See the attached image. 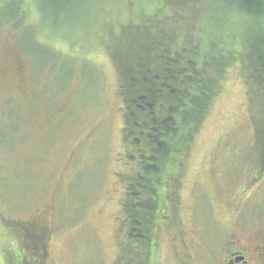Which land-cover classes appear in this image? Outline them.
<instances>
[{
    "label": "rangeland",
    "instance_id": "rangeland-1",
    "mask_svg": "<svg viewBox=\"0 0 264 264\" xmlns=\"http://www.w3.org/2000/svg\"><path fill=\"white\" fill-rule=\"evenodd\" d=\"M41 5L42 20L30 5L32 13L18 27L3 24L11 6L0 11V264H24L25 255L33 256L24 225L50 230L40 240L46 257L39 261L37 250L32 264H123L119 182L127 143L139 136L123 132L119 66L130 59L145 63L157 51L156 62H167L164 39L186 55L181 67L205 69L206 81L215 84L183 167L189 229L197 226L203 195L212 199V218L241 195L244 216L253 227L264 226V104L251 108L246 81L254 72L250 59H264V45L236 0ZM163 10L169 17L158 18ZM156 20L159 36L147 34L151 47L137 53L141 40L127 30L153 29ZM200 49L206 67L195 58Z\"/></svg>",
    "mask_w": 264,
    "mask_h": 264
},
{
    "label": "flooded vegetation",
    "instance_id": "flooded-vegetation-1",
    "mask_svg": "<svg viewBox=\"0 0 264 264\" xmlns=\"http://www.w3.org/2000/svg\"><path fill=\"white\" fill-rule=\"evenodd\" d=\"M174 53L168 51V61L162 58L157 63L161 56L157 51L146 57L144 69L127 68L130 79L125 84L121 80L123 132L139 136L133 138L134 145L127 143L129 154L125 151V173L119 182L124 193L123 220L117 218L126 244L123 264H264V226L253 227L244 216L241 195L225 214L214 212L213 218L212 199L203 195L196 228L189 229L186 223L182 198L186 160L177 158L180 147L173 138L179 139L183 128L179 82L189 70L180 66ZM28 230L39 233L33 225ZM40 233L45 237L50 230ZM41 246L39 261L46 257L45 245Z\"/></svg>",
    "mask_w": 264,
    "mask_h": 264
},
{
    "label": "trees",
    "instance_id": "trees-1",
    "mask_svg": "<svg viewBox=\"0 0 264 264\" xmlns=\"http://www.w3.org/2000/svg\"><path fill=\"white\" fill-rule=\"evenodd\" d=\"M44 0H0V11L2 10L3 7L5 6H11L13 8V12L12 15L10 17H5L3 19V24L5 23H12L18 27L25 18H27L28 14L32 13L31 10V6L30 5H34L35 9H36V13L38 15V20H42L46 14L45 10H46V5L42 7L41 3H43ZM237 1V8L238 10L244 12L247 16H250L252 19H254V23L255 24V31H257L256 34H258L257 36V42L259 45H264V0H236ZM171 6V5H169ZM175 7V6H174ZM177 7V5H176ZM170 9V8H169ZM173 9V8H172ZM159 11H157V13H159ZM166 14V12L163 10V14L160 13V15L158 16V18H162V17H169ZM159 21V20H158ZM158 21H155V24L153 26V29L149 30H142L140 29L139 31H132V30H127L128 34H130V36H135V38L137 40H141L140 44H139V48L140 50H138L137 53H139L142 49V47H144L145 45H149L151 44L149 37L147 36V34H151L150 37L153 38V40H155L154 38H157L160 34L156 32L155 28L157 27V23ZM29 30V29H28ZM124 32V31H123ZM123 32H118L116 35L118 37H122L123 36ZM138 34L142 35L137 36ZM262 37V38H260ZM173 38V37H172ZM180 40V37H178ZM152 40V41H153ZM169 40H167V42L165 41V39L161 42L162 44H164L166 46V48H164V52L165 54L168 51H175V53L179 52L178 47H180L179 45L176 44H172L170 43V46H172L171 50H167L170 46L168 45ZM178 40V41H179ZM136 41V40H135ZM171 42V41H170ZM121 44V43H119ZM239 44L242 45L241 42H239ZM261 45V46H262ZM137 46V45H136ZM151 47V46H150ZM239 47V46H238ZM124 49V48H123ZM255 50V49H254ZM117 51V49L115 50ZM119 49H118V54H119ZM206 51L204 50H199L197 51L195 54V58H197L199 60V63L203 64V67H206V65L208 64L207 60L204 57ZM255 52H259L256 51ZM116 53V54H117ZM141 54V53H140ZM153 53H150L148 55H146V57L151 56ZM178 56L182 59V56L185 57L186 59V55L179 52L177 53ZM252 54V53H251ZM241 56L243 55V53L240 54ZM241 56H237V55H233L234 58H240ZM258 58L254 57V59L252 58V60L250 59V61H252V66L254 67V72H252V75L250 76V78L246 77V81H247V86H248V95H249V100H250V104H251V108L253 110H257V106L255 101H259V103H261L260 108H262V104L264 101V59L262 61L257 60ZM131 61H128L129 63H124L125 65L127 64V66H129L128 68H135V71H140V69H144L143 67H141V64L143 62H140L138 60V62L135 59H130ZM145 62H148L149 60L147 58H145ZM249 60V59H247ZM230 61V59H229ZM229 61H227L226 63H230ZM242 63L244 64V61H242ZM122 64V63H121ZM123 65V64H122ZM121 65V66H122ZM119 66L120 68V72L122 75V81L123 82H127V79H130V75H128V77L126 78V72L125 70H127V66L124 67ZM190 66V65H189ZM182 67L188 69L189 71L186 72L184 74V82L180 83L179 82V89L181 90L183 97L180 96L181 101H179V105H180V122L182 123V130L180 133V137L179 139H174V141H176L179 144L180 147V152H178L177 158L182 162L185 161L186 157H187V150L186 148H188L187 146L189 145V141L191 140L194 131L196 129L199 128L200 123L202 122V119L204 117V115L207 113V108L209 106L210 100L212 97H214V90H212L215 86V84L213 82H207L205 78V75H203L204 70H198L193 66L187 67L185 65H183ZM218 71L221 72L220 75L223 76V72L224 69L218 66ZM195 75V76H194ZM197 80V81H196ZM260 85V86H259ZM258 86V88H257ZM262 87V88H261ZM264 126V124H261ZM260 125V128H261ZM181 126V127H182ZM167 141H169L168 139H166ZM25 226V225H24ZM22 226V228H24V232H25V238H27V242L28 244H31V247L33 248L34 253L33 256L31 257L28 255H25L23 258V262L24 264H32V260L33 258H37V250H38V246L42 245L40 244V240L42 241V239L44 238L42 234L39 233H34L33 231H29L28 228L29 226ZM21 227V226H20ZM19 229H22L20 228ZM34 264V263H33Z\"/></svg>",
    "mask_w": 264,
    "mask_h": 264
}]
</instances>
